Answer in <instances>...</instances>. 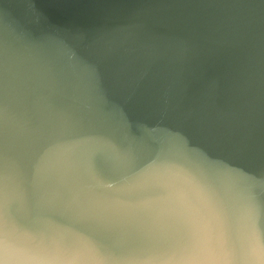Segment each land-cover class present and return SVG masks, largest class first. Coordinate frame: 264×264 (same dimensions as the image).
Segmentation results:
<instances>
[{"label":"water","instance_id":"95a60500","mask_svg":"<svg viewBox=\"0 0 264 264\" xmlns=\"http://www.w3.org/2000/svg\"><path fill=\"white\" fill-rule=\"evenodd\" d=\"M0 264H264V0H0Z\"/></svg>","mask_w":264,"mask_h":264}]
</instances>
